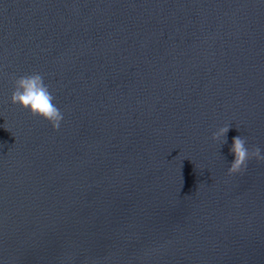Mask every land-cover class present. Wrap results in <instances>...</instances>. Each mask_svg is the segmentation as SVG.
<instances>
[{"label": "water", "instance_id": "1", "mask_svg": "<svg viewBox=\"0 0 264 264\" xmlns=\"http://www.w3.org/2000/svg\"><path fill=\"white\" fill-rule=\"evenodd\" d=\"M236 136L264 155V0H0V264H264Z\"/></svg>", "mask_w": 264, "mask_h": 264}, {"label": "clouds", "instance_id": "2", "mask_svg": "<svg viewBox=\"0 0 264 264\" xmlns=\"http://www.w3.org/2000/svg\"><path fill=\"white\" fill-rule=\"evenodd\" d=\"M54 101L55 96L49 86L45 84L44 77L40 73H32L14 79L11 104L28 111L32 117L47 121L53 130H58L64 115ZM228 131V126L221 127L212 135L211 139L214 142L222 141L224 144L227 142ZM230 153L234 155V160L229 166V175L243 174L251 160L264 161L261 149L259 147L249 149L247 138L242 136L233 138Z\"/></svg>", "mask_w": 264, "mask_h": 264}]
</instances>
